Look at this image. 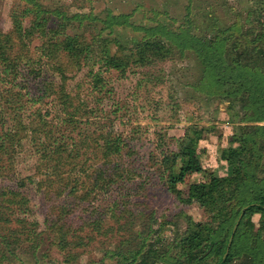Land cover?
I'll use <instances>...</instances> for the list:
<instances>
[{
    "label": "trees",
    "instance_id": "obj_1",
    "mask_svg": "<svg viewBox=\"0 0 264 264\" xmlns=\"http://www.w3.org/2000/svg\"><path fill=\"white\" fill-rule=\"evenodd\" d=\"M20 1L21 9L11 14L12 29L8 32L0 30V78L17 84L23 64L37 78L49 77L47 72H54L60 83L48 79L46 89L61 103L69 126L76 127L75 118L87 107L68 91L69 72L88 67L94 88L102 91L106 86L104 71L125 73L131 64L146 66L168 58L175 51H194L204 65L203 79L215 93H221L230 101L233 110L239 105L242 112L244 124L238 125L230 137L237 145L221 151V158L231 167L228 175L205 172L199 144L207 129L197 124L186 128L177 141L176 150L164 155L161 161L169 191L183 203H198L210 219L195 222L188 217L186 230L171 240L161 234L167 223L160 224L151 238L150 231L130 233L121 237L114 248H108L94 264H264V29L243 30L242 25L235 23L217 30L213 36H198L193 32L190 17L177 27L158 21L153 26L134 27L144 31L145 35L136 41L130 54H124V46L116 38L85 31L72 33L70 28L90 21L102 24L101 30L108 29L112 33L116 26L133 27L130 15L114 14L111 10H106L105 15L81 14L63 7H50L41 0ZM187 15H190V7ZM52 21L56 22L54 26H50ZM36 39L41 40L37 53L31 49ZM14 95L15 108L10 97L0 93L1 174L6 173L5 162L22 143L27 130L43 131L48 126L41 112L37 113L38 123L34 119L26 123L18 110L23 96L20 93ZM32 98L37 101L34 96ZM8 108L17 112L12 120ZM80 143L92 152L96 162L93 171L89 172L85 167L82 170L88 182L75 175L83 151L80 144L70 147L65 142H55L44 146L41 154L42 162L47 161L46 166L51 164L52 167L49 174L46 172L45 181L39 182L40 188H46L47 230L53 233L63 252L84 246L86 238L89 243L95 239V233L102 232L99 220L75 226L74 215L81 204L91 200L92 196L96 198L99 190L110 192L119 181L133 178V149L120 135L104 129L95 137H84ZM201 173H205V179L191 182L187 191L179 187L189 177ZM29 180L33 181V177L18 179L19 187L26 186ZM64 194L75 198V204H60ZM0 198V238L7 253L13 254V242L25 235L29 239L32 230L37 228L26 225L24 218L13 217L14 210L21 211L27 206L28 199L23 191L6 188ZM114 202L118 209L128 212L122 201ZM113 212L115 216L116 210ZM257 214L260 220L255 226L253 217ZM14 219L19 227H12ZM86 226L91 231L83 236ZM35 238L38 240L39 235ZM1 255L6 256L5 252Z\"/></svg>",
    "mask_w": 264,
    "mask_h": 264
},
{
    "label": "rangeland",
    "instance_id": "obj_2",
    "mask_svg": "<svg viewBox=\"0 0 264 264\" xmlns=\"http://www.w3.org/2000/svg\"><path fill=\"white\" fill-rule=\"evenodd\" d=\"M41 1L50 7H63L74 13L105 15L106 10H111L114 14L130 15L133 27L116 26L112 33L108 29L101 30L102 24L90 21L83 26L76 24L70 28L72 33L85 31L91 35L102 33L103 36L116 38L123 44L124 54H130L136 41L145 35L144 31L134 27H149L158 21L177 27L190 17L193 32L198 36H213L217 30L235 23L242 25L243 30L264 29V0ZM22 5L20 0H0V30L8 32L12 29L11 14L21 9ZM188 7L190 15H187ZM55 21L50 26H54ZM40 44L41 40L36 39L31 45L32 51L37 53ZM27 68L21 65L17 84L0 78V93L10 97L14 108L17 104L13 96L20 93L23 100L18 110L23 120L28 123L34 119L38 123L37 113L41 112L48 126L37 132L29 128L24 134L22 143L5 162L6 173H0V195L6 188L23 191L28 199L27 206L21 211L14 210L13 217L24 218L26 225L36 226L37 230H32L29 239L25 235L18 242H13V254L7 253L0 238V264H94L108 248H114L121 237H127L130 233L146 234L150 231L151 238L160 224L167 223L161 234L171 240L186 230L188 217L195 222L210 219L198 203H183L169 191L161 166L163 156L176 150L177 141L185 134L186 128L197 124L207 129L205 138L199 144L205 172L218 176L231 173V167L221 158V151L230 145H237L230 141V137L238 125L244 124L242 112L239 105L233 110L230 101L221 93H215L213 87L203 79L204 65L194 51H175L168 58L155 60L146 66L131 64L125 73L104 71L106 86L102 91L94 88L88 67L69 72L68 91L76 101L78 99L87 106L75 118L76 127L67 124V114L61 103L46 89L48 79L58 84L60 78L54 72H47V68L45 72L49 73V77L37 78ZM32 96L37 101H33ZM7 113L12 120L17 112L8 108ZM234 113L236 116H233ZM104 129L120 135L132 147L133 178L119 181L110 192L99 190L96 198L92 196L91 200L81 204L74 215L75 226L99 220L102 232L95 233V239L89 243L86 238L84 246L63 252L53 233L47 230L46 188H40L39 182L45 181L52 167L51 164L46 166L47 161L42 162L41 154L46 146L55 142H65L70 147L80 144L82 147L84 143L80 141L84 137H95L98 131ZM89 144L92 147L93 142L90 140ZM82 149L75 175L88 182L82 170L85 167L89 172L93 171L96 162L89 149ZM39 166L42 167L40 172ZM28 176H32L33 181L29 180L26 186L19 187L18 179ZM205 177V173L193 175L179 187L187 191L191 182ZM116 200L122 201L128 212L118 209L114 202ZM75 202V198L66 194L59 201L60 204ZM114 210L117 212L115 216ZM259 220L260 215L255 222L253 220L255 226L259 225ZM11 224L14 228L19 227L15 219ZM119 227L121 231H117ZM109 228L113 231L107 230ZM89 231L91 228L86 226L82 235ZM36 234L39 235L38 240ZM3 252L5 257H1Z\"/></svg>",
    "mask_w": 264,
    "mask_h": 264
},
{
    "label": "water",
    "instance_id": "obj_3",
    "mask_svg": "<svg viewBox=\"0 0 264 264\" xmlns=\"http://www.w3.org/2000/svg\"><path fill=\"white\" fill-rule=\"evenodd\" d=\"M241 216H242V215H241ZM241 216H240V218H241ZM237 226H238V223L235 225L234 231H233V233H232V235H231L230 242H229V244H228V249H227V252H228V250H229V247H230V245H231V239H232V238H233V236H234V233H235V231H236V229H237Z\"/></svg>",
    "mask_w": 264,
    "mask_h": 264
},
{
    "label": "clouds",
    "instance_id": "obj_4",
    "mask_svg": "<svg viewBox=\"0 0 264 264\" xmlns=\"http://www.w3.org/2000/svg\"><path fill=\"white\" fill-rule=\"evenodd\" d=\"M256 219H258V214H257V216H255V217L253 218L254 222H255Z\"/></svg>",
    "mask_w": 264,
    "mask_h": 264
}]
</instances>
